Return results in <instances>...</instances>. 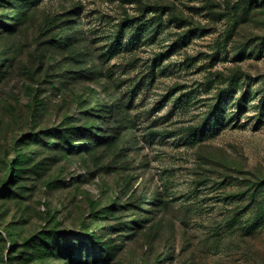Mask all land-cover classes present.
I'll return each mask as SVG.
<instances>
[{"label": "rangeland", "instance_id": "rangeland-1", "mask_svg": "<svg viewBox=\"0 0 264 264\" xmlns=\"http://www.w3.org/2000/svg\"><path fill=\"white\" fill-rule=\"evenodd\" d=\"M0 264H264V0H0Z\"/></svg>", "mask_w": 264, "mask_h": 264}, {"label": "trees", "instance_id": "trees-1", "mask_svg": "<svg viewBox=\"0 0 264 264\" xmlns=\"http://www.w3.org/2000/svg\"><path fill=\"white\" fill-rule=\"evenodd\" d=\"M23 171V170H22ZM13 173V172H12ZM17 176H14V178H16Z\"/></svg>", "mask_w": 264, "mask_h": 264}]
</instances>
